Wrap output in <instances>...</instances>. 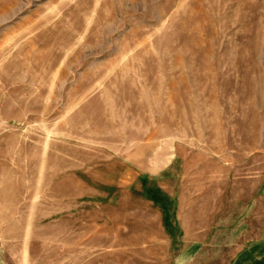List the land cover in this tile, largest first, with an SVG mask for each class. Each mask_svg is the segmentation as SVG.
<instances>
[{
    "label": "rangeland",
    "instance_id": "1",
    "mask_svg": "<svg viewBox=\"0 0 264 264\" xmlns=\"http://www.w3.org/2000/svg\"><path fill=\"white\" fill-rule=\"evenodd\" d=\"M0 264H264V0H0Z\"/></svg>",
    "mask_w": 264,
    "mask_h": 264
}]
</instances>
